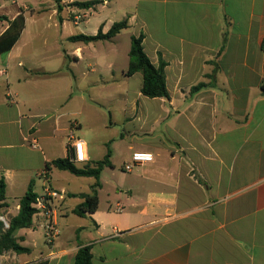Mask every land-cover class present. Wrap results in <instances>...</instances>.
Returning <instances> with one entry per match:
<instances>
[{
	"label": "crops",
	"instance_id": "crops-1",
	"mask_svg": "<svg viewBox=\"0 0 264 264\" xmlns=\"http://www.w3.org/2000/svg\"><path fill=\"white\" fill-rule=\"evenodd\" d=\"M87 1L99 4L68 7ZM55 2L32 11L52 10L51 17L59 18L54 47L41 35L34 48L25 26L15 46L0 55V180L6 182L7 221L18 215L31 184L39 197L65 192L50 207L61 231L48 244L44 220L34 216L32 226L16 235L30 252H5L0 264H73L83 246L91 247L94 264H264V0ZM29 10L20 0H0V16L9 20ZM64 11L85 17L71 20L75 27L93 20L98 32L63 35L70 21L60 15ZM124 20L131 43L143 34L151 62L166 63L168 98L145 97L143 75L127 77L128 67L124 76L140 81L135 96L122 90L113 101L88 90L71 92V76L80 77L86 60L96 62L83 76L114 77V62L103 68L97 61L99 46H115L123 31L90 43L70 38L96 36L100 29L107 34ZM8 28L0 20V37ZM64 42L74 49H64ZM112 102L122 121L109 124L101 115L103 120L71 122V103L74 111L100 108L111 115ZM77 139L86 142L89 156L75 163L79 168H97L107 156L111 162L100 175L98 209L85 216L75 209L97 180L73 174L90 187L76 193L55 177L60 169L47 171L48 163L73 152ZM126 141L124 166L134 152L151 153L154 161L119 171L115 146ZM71 214L84 220L72 239Z\"/></svg>",
	"mask_w": 264,
	"mask_h": 264
},
{
	"label": "trees",
	"instance_id": "trees-1",
	"mask_svg": "<svg viewBox=\"0 0 264 264\" xmlns=\"http://www.w3.org/2000/svg\"><path fill=\"white\" fill-rule=\"evenodd\" d=\"M60 2V0H58ZM99 4V1L74 2L70 6H75L79 9H90ZM61 8V6H60ZM0 20L9 22V28L0 37V55L9 52L20 39L23 30L26 26V17L24 13L18 15L15 19L9 20L4 16H0ZM128 21L124 20L115 23L107 34H103L102 30L96 36L78 35L71 37L72 41H80L85 43L94 42L97 40H110L117 36L121 31L128 28ZM144 35L133 37L131 49L129 53V65L126 71V76L131 77L136 73L143 75L142 94L148 98H168V90L166 85L165 67L166 63L161 59L160 64L156 67L143 47ZM205 85L203 83L194 87L193 90H199ZM73 152L69 150V155L65 159H58L47 164V171L51 170L52 166L60 170L70 171L76 176L94 177L97 183L93 186L91 194L82 195L84 202L77 206L75 213L79 216H85L88 213H93L98 209L99 198L97 189L100 187V175L105 166H111L109 156L98 164L97 168H79L73 161ZM39 196L33 191L31 184L26 195L20 200V210L17 216L13 217L10 222V228L6 232L0 233V254L8 251H13L18 254L28 253L30 249L23 247L17 240L19 230L29 228L33 224V217L36 214L34 204ZM6 182L0 180V209L6 207ZM0 226L2 223L0 222ZM73 264H94L93 254L90 246H83L79 249Z\"/></svg>",
	"mask_w": 264,
	"mask_h": 264
},
{
	"label": "rangeland",
	"instance_id": "rangeland-1",
	"mask_svg": "<svg viewBox=\"0 0 264 264\" xmlns=\"http://www.w3.org/2000/svg\"><path fill=\"white\" fill-rule=\"evenodd\" d=\"M13 0H10V4ZM61 1V0H60ZM20 2L27 3L32 7V10L26 11L25 17L27 19L26 27H28V32L30 34V39L32 41L33 47L39 46L38 43L41 42V35L44 37H47L50 41V45L54 47V43L56 42V35H57V28L53 27H61L60 20L58 17H51L52 10H49L47 12L38 13L35 14L32 12L33 9H36L40 3H45L46 6L51 5L52 3H56L55 0H20ZM68 7L71 6L69 5ZM62 17L68 20L69 18V24L66 26L65 30L63 31L64 34H71L76 35L79 34L78 31L82 30L86 34H96L98 30H94V24L93 20H91L89 23H83L79 27H75L73 22L74 18L77 16H80L81 14H71L64 11L60 14ZM85 17L81 15L80 20L83 21ZM76 20V19H75ZM56 25V26H55ZM39 27H52L48 30H45L43 32H40L42 28ZM130 31H123L122 34L117 38V43L113 47H106L104 49L99 46V50L102 51V54L97 60L99 65L103 68L108 67V63L114 62L115 63V74L114 77H110L108 74L105 73L103 76H105L106 79H102L98 77V75L89 74L88 76H83V72L88 71V64L89 63H95V60H86L84 61L81 66L79 73V78L76 80L74 79L73 75L71 76V92L72 91H78L79 90H88L91 95L94 98H100V99H107V100H113L116 98L115 94L119 93L122 90H130V94L133 96L136 95V92H138L140 88V81L138 82L136 79H130L124 76L122 73V70L127 69L128 63H129V50H130ZM64 49H68L71 51L74 49V43L73 42H64L63 45ZM37 50V48H36ZM91 56V55H90ZM53 62V61H52ZM55 62V60H54ZM104 71V70H103ZM87 75V74H85ZM99 100V99H96ZM109 105V104H108ZM74 103H71V122H78L83 123L85 119H93V120H108L109 124L112 122V119L114 122L122 121V117L118 115L116 105L111 103L112 111L111 115L109 111H106L105 109L96 108L97 112H93V114L87 110L82 109V111H79V108H77L75 111L73 110ZM100 111V112H98ZM76 112V114H75ZM101 113V114H100ZM102 115V118L100 117ZM107 115V118H106ZM118 126H121V123H118ZM128 141L126 142H119L117 146H115V149L117 147V156H118V169L119 171L122 170V167L125 163L126 153L128 152ZM111 149V148H110ZM132 156V155H131ZM57 173L55 177L60 179V184L62 186L67 187L72 192L81 193V192H88L90 189L89 184L87 180L84 178H77L72 173L66 171L63 172L61 170H57ZM65 176V178L63 177ZM67 177H69L71 180H69ZM112 181L108 179L107 181V189L109 190L112 186ZM68 203L71 202L74 204L73 200L70 199L67 200ZM1 217H7V209L6 207H2L0 209V218ZM9 222H11V218L9 217ZM1 222V220H0ZM2 223V222H1ZM77 224H84V220L80 217L74 216L71 214V239L75 236V231H73V228ZM1 227V226H0ZM3 227V225H2ZM61 231V230H60ZM2 231L0 230V233ZM3 233V232H2ZM41 233V232H40Z\"/></svg>",
	"mask_w": 264,
	"mask_h": 264
},
{
	"label": "built area",
	"instance_id": "built-area-1",
	"mask_svg": "<svg viewBox=\"0 0 264 264\" xmlns=\"http://www.w3.org/2000/svg\"><path fill=\"white\" fill-rule=\"evenodd\" d=\"M34 147L36 143L34 142ZM73 159L72 161L76 164H82L89 161L88 147L84 140L77 139L73 143ZM154 161V156L148 152H134L131 156V160L127 162L124 166L125 171L131 172L134 167L138 165H143L145 163H150ZM46 175V174H45ZM65 198V192L47 191L42 197H39L34 204L36 209V214L34 216H40L43 218V227L45 230V238L48 244L53 245L55 240L60 234V228L58 223V218L51 205L53 204V199L63 200ZM3 227V231H7L10 228V223L5 219V217L0 218Z\"/></svg>",
	"mask_w": 264,
	"mask_h": 264
}]
</instances>
